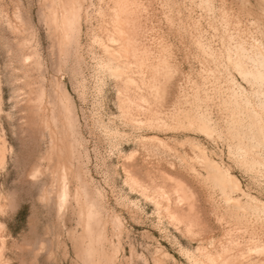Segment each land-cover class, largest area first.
<instances>
[{
  "label": "rangeland",
  "instance_id": "obj_1",
  "mask_svg": "<svg viewBox=\"0 0 264 264\" xmlns=\"http://www.w3.org/2000/svg\"><path fill=\"white\" fill-rule=\"evenodd\" d=\"M124 1L0 0V264H264V0Z\"/></svg>",
  "mask_w": 264,
  "mask_h": 264
},
{
  "label": "bare ground",
  "instance_id": "obj_2",
  "mask_svg": "<svg viewBox=\"0 0 264 264\" xmlns=\"http://www.w3.org/2000/svg\"><path fill=\"white\" fill-rule=\"evenodd\" d=\"M129 14H130L129 10L125 7V1L124 0H117L116 7L114 8L113 20H112V24H111L112 25L111 26L112 32H113V34H116V35H118L120 37L124 36L125 38H123V40H120V47L122 48V50L124 49V51L126 53H128L129 51L134 52V57L138 61H140V63H143V54H141L139 56L138 51H137L138 50L137 46H136V44H137L136 42L138 41L137 38H136V34L137 33H135V35H134V33L129 32V34H128L129 24H128V26L125 24L124 17L130 18V20L135 21V23H137L136 17L135 18H134V16L130 17ZM131 18H133V19H131ZM130 28L131 27H129V31H132L131 30L132 28L131 29ZM109 47L110 46L107 45V49L111 50V48L109 49ZM257 62H259V67H257V71L253 75L254 79L256 81H264V50L261 51V55H260V57H259ZM115 72L117 74H119V75H122L123 74L122 73L123 72V68H117V70ZM161 93H162V91H161ZM163 93H164V91H163ZM194 120L192 118H190V116H189V117H186V121L183 120L184 121L183 122V121L180 120V118H178L175 123L177 125H181V126L182 125L191 126V125L195 124ZM200 126H201L202 130L205 131V132H210L211 131L210 127L205 122L202 123ZM200 157L203 160V162H207L208 163L209 160H208L207 156L205 155V152L200 151ZM211 167L214 170V172L216 173L215 174L216 180L220 182V184L223 186V188H229V189H231V191H238L240 189V183H239L238 179L234 175H232L229 172L222 171L221 167L216 162H213ZM170 177H169V179L167 177L165 178L166 180L167 179L169 180L167 182H170ZM172 178H173V176H172ZM172 178H171V180L175 179V178L174 179H172ZM180 180H174L173 184L169 186L170 187L169 188V190H170L169 192H171L170 194L175 195V198H174L175 201H177L179 205H182V206H178L177 205V207H180V208L179 209H175L171 215L177 220L183 219L184 221H188L187 223L189 225V223L193 222V221H191L193 219L191 217L192 215L191 216L189 215V214H191L189 212H190V210L192 208L191 201H192L193 197L191 199V194H190L188 188L185 186L186 183L184 181H180ZM154 185L155 184H153V186ZM156 185L159 187L158 184H156ZM192 194H193V192H192ZM167 199L170 200L168 197H167ZM234 201L237 204H239V205L242 203L241 200L237 199V198H235ZM177 202H175V203H177ZM183 205H185V206H183ZM262 207H264V204H263ZM169 211H170V209H169ZM185 219H187V220H185ZM194 220H196V219H194ZM180 221H182V220H180ZM194 224L195 223L193 222L192 226Z\"/></svg>",
  "mask_w": 264,
  "mask_h": 264
}]
</instances>
